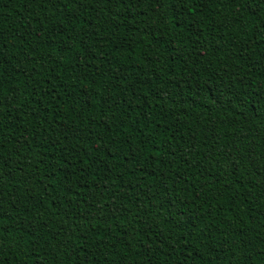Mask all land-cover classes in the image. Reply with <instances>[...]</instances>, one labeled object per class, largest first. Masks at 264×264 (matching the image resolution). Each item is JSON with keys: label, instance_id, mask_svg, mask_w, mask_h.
I'll use <instances>...</instances> for the list:
<instances>
[{"label": "trees", "instance_id": "obj_1", "mask_svg": "<svg viewBox=\"0 0 264 264\" xmlns=\"http://www.w3.org/2000/svg\"><path fill=\"white\" fill-rule=\"evenodd\" d=\"M264 0H0V264H264Z\"/></svg>", "mask_w": 264, "mask_h": 264}, {"label": "snow or ice", "instance_id": "obj_2", "mask_svg": "<svg viewBox=\"0 0 264 264\" xmlns=\"http://www.w3.org/2000/svg\"><path fill=\"white\" fill-rule=\"evenodd\" d=\"M259 105H260V107H259V111L261 112V113H264V96H261L260 98H259Z\"/></svg>", "mask_w": 264, "mask_h": 264}]
</instances>
